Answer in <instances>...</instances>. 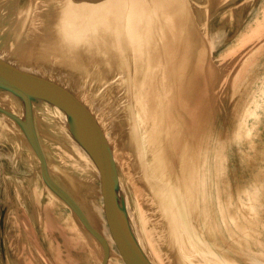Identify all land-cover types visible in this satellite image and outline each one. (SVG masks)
Masks as SVG:
<instances>
[{
    "label": "water",
    "instance_id": "obj_1",
    "mask_svg": "<svg viewBox=\"0 0 264 264\" xmlns=\"http://www.w3.org/2000/svg\"><path fill=\"white\" fill-rule=\"evenodd\" d=\"M89 1L0 0V52L4 55V57L0 55V193L5 194V199H1L0 196V210L2 209L0 223L6 217L8 222H12L17 228L23 223L25 232L21 238L17 231V239L28 240L30 243L40 239L45 246L49 243L54 244L67 255L73 253L70 249L72 240L80 241L88 235L97 245L95 246L97 256L95 257V252L93 264H155L135 236L126 210L127 204L124 205L121 200V195L124 194L125 197L124 187L127 188L126 177L130 176L142 208L145 207L152 214V218L159 221L155 200L143 180L138 177L139 172L137 171L138 174L134 172L131 163L133 151L128 136L129 132H137L138 121L133 109V74L129 66L133 56L128 47L125 44L122 46L119 40L120 36L125 34L124 27L120 26L117 31H111L115 37H111L110 44L113 53L118 57H113L110 65L101 60L96 61L94 67L98 70L97 73L103 69L102 64L116 71L115 76L109 78L112 79L111 83L107 81L108 79H98L86 73L84 79L81 76L77 81L81 87L69 86L66 77L73 76L74 73L71 72L73 70H69L66 64L60 63L57 59L56 49L59 43L54 38L58 36L61 38L60 29L71 20L79 23L77 26L80 38L77 44L86 51L91 49L94 36H100L104 32L94 24L91 25V19L85 10L89 6ZM101 1L92 0V3L97 5ZM128 1L120 0V11L121 6L123 9L126 8ZM135 1H142L146 8L155 4L150 14L156 16V28L150 33L148 62L139 82L142 83L144 96L152 107L155 102L154 88H157L159 83L161 85L164 83L166 88L171 90L165 105L164 119L167 122L169 117L172 120L176 115L182 128L178 134H175L173 127L170 128L172 132L170 137L172 135L174 140L171 141L169 152L173 160H176L178 149L185 139L202 140V156L207 173L205 192L207 194L211 188L219 187L221 191L219 190L218 195L221 200L223 198L226 201L231 196L224 198L222 194L220 176L224 167L218 160L224 158L220 148L227 133L215 128L218 119L211 117L212 111L208 103L206 107L201 105L199 108L193 129L188 131L186 125L190 106L189 74L193 75L199 64L201 75L205 74L201 76L203 83L207 85L202 86V91H206L204 94L209 93L213 87L209 83L210 80H219V77L214 75L215 70L216 74L218 69L220 73L223 72V68L220 70L218 67L221 64V61L217 62L219 54L229 48L234 43V39L223 47L220 53L213 52L217 36L214 35V38L209 36V40L207 39L208 14L203 9L199 20V13L194 5L197 2L194 0ZM234 8L230 5L226 10L219 11L221 22L224 18H228L230 25L234 24L236 20ZM27 10H29L28 18L20 37L16 39L13 34L14 28L18 25V19L26 14ZM63 12H68L67 14L73 18L64 20ZM216 15H218L217 9ZM73 30L75 29L71 31ZM262 37L264 39V35ZM40 39L44 41L40 43ZM21 45L34 48L38 53L41 52L42 56L37 61L46 64L50 70L41 72L17 64L14 57L18 46ZM79 71L83 72L84 69ZM249 75L245 79L247 80L245 87L242 88L245 89L244 92L240 95L238 92L235 97H233L234 93H231L230 98L225 101V108L228 103L231 106L227 110L230 111L229 121L236 118L231 116L235 102L244 98L246 103L253 95V91L256 93L255 89L264 79V67L258 71L252 69ZM111 84L115 86L114 90L117 89L116 94L111 91L112 88H109ZM9 99L16 102V109L10 105ZM38 101L52 104L69 117L76 129L69 132L70 140L88 155L94 166L80 149L70 148L59 142L56 138L57 129L52 120L38 108ZM105 104L114 110L115 118L118 120L115 125L118 126L117 131L110 125V120H107L110 116L103 113ZM213 132L215 136L211 152L215 161L211 166V163L208 164L206 149L211 142ZM223 132L226 136L222 141ZM199 133L200 135L203 133L202 136H199ZM113 135L117 136L121 144V160L116 151ZM45 145H48L49 157ZM60 167L63 170H60ZM213 173L218 175L217 184L214 182ZM69 175L81 181H88L89 185H87L92 190L82 197L77 196L75 189L67 181ZM207 198L209 202L208 195ZM88 200L99 208L112 244H109L96 226V221L91 217L85 205V201ZM58 206L66 211L70 221L56 215ZM209 207L211 210V205ZM247 210L250 211L244 209ZM211 213L207 219L211 229L210 235L219 243V247L203 249L198 245L200 242L194 239L191 243L199 246L198 252L193 253L191 257H184L182 254V264H264L262 229L258 228L250 217L247 221L251 228L255 229L254 232L241 237L240 242H236L230 236V231L233 230L232 221L229 219L219 221L212 211ZM69 222L72 225L71 231L66 230ZM80 226L86 233L79 232ZM154 238L158 240L156 236ZM251 240L254 241L253 245L260 248L249 246ZM155 245L162 259L160 264H173L160 242ZM3 246L4 244L1 243V247ZM15 250L18 251L17 246ZM28 254L27 251L21 253L23 261H31ZM251 255L256 256L253 262L249 261Z\"/></svg>",
    "mask_w": 264,
    "mask_h": 264
},
{
    "label": "bare ground",
    "instance_id": "obj_2",
    "mask_svg": "<svg viewBox=\"0 0 264 264\" xmlns=\"http://www.w3.org/2000/svg\"><path fill=\"white\" fill-rule=\"evenodd\" d=\"M91 3L92 0L89 1V6L85 9L91 19V25L94 24V26L104 32L100 36H94L91 41V49L86 51L85 48L78 46L80 38L78 33L80 31L78 32L77 25L79 23L71 20L66 26H63V29H60V32H62L61 38L59 36L54 38L59 43L56 49L58 52L57 59L60 63L66 64L69 70H75L73 76L66 77L69 86L81 87L77 81L81 79V76L84 79V74L86 73L98 79H108L107 81L111 83L112 79L110 80L109 78L115 76L116 71L110 70V67H104L102 64L103 69L97 73L98 70L94 67L96 66V61L101 60L103 63L110 65L111 59L118 57L113 53L110 44L111 37H115L111 31H117L120 26L124 27L125 34L121 35L119 40L122 46L125 44L128 47L133 56L129 66L133 74V109L138 121L137 132L132 130L138 134L129 132L128 136V142L132 146L133 151L131 163L134 172L137 174L139 172L138 177L143 180L155 200L160 217L159 221L157 222L153 219L152 215L148 219L147 210L145 207L142 208L141 201L137 196V190L130 176L126 177L127 188L124 187L125 197L120 192L121 200L124 205L125 203L127 204L126 210L135 236L151 261L155 264L162 263V259L158 254L159 250L155 245V243L160 242L162 249L164 247L173 264H182V254L184 257H191L193 253L198 252L199 246L193 245L191 243L192 240L199 241L198 245L207 250L219 247V243L210 235L211 229L207 221L210 215L208 216L205 203V179L207 173L204 169L202 156L203 142L196 138L185 139L182 146L178 149L176 160H173V163L170 161L169 163L165 162V157L169 154L171 147L170 142L174 140L172 135L170 137L172 133L170 128L173 127L175 129V134H178L182 128L181 122L176 115H174V118H178L179 122L174 123V118L170 120V117L167 122L164 119L166 117L165 105L171 90L166 88L164 83L162 85L159 83L157 88H154L155 102L152 107L144 96L142 83L139 82L141 76L143 77L144 75L146 63L148 62L147 56L149 54L147 49L150 33L156 28V16L150 14V11L154 10L155 4H152L150 8H146L142 1L129 0L126 8L123 9V6H121L120 11V0H102L97 5ZM67 13L63 12L64 20L73 18ZM28 14L29 10L18 19V25L13 31L16 39L22 33ZM71 14L75 15L74 13ZM72 29L75 30L71 31ZM43 41L40 39V43ZM69 41L72 43H69ZM0 55L4 57L2 52H0ZM41 56V52L38 53L34 48L30 49L21 45L18 46L14 60L17 64L30 70L49 71L50 68L46 67V64L37 61ZM82 68L84 71H79ZM64 82L66 83V81ZM114 87L111 84L109 88H112L111 91L116 94L117 89L114 90ZM9 103L16 109L14 100L9 99ZM236 104L238 109L240 100ZM37 106L48 119L52 120L54 127L58 131L56 138L59 142H63L70 148L80 149L69 138L71 136L69 132L76 130L69 117L48 102L38 101ZM157 115L158 117L155 119ZM148 117L155 120H148ZM153 121L158 122L156 131H154ZM202 134L200 135L199 133V136H202ZM42 144L44 145V142ZM167 145L168 153L163 150L164 147L166 149ZM45 151L49 157L48 145H45ZM80 151L91 161L85 152L81 149ZM49 163L51 162L49 161ZM172 168L175 171H171ZM59 169L63 170L61 167ZM68 177L67 181L73 186L77 196L82 197L85 192L89 191L88 181H81L71 175ZM92 204L91 206H93ZM91 208H96V211H99L95 204ZM98 213L102 216L100 211ZM231 217L233 218V216ZM235 225L241 227L242 224L235 219ZM99 231L107 238L109 244H112L109 233H103L100 229ZM154 235L158 240H155ZM190 260L193 261L192 259Z\"/></svg>",
    "mask_w": 264,
    "mask_h": 264
},
{
    "label": "rangeland",
    "instance_id": "obj_3",
    "mask_svg": "<svg viewBox=\"0 0 264 264\" xmlns=\"http://www.w3.org/2000/svg\"><path fill=\"white\" fill-rule=\"evenodd\" d=\"M194 1L197 2L194 5L196 11L199 13V20L202 17L203 9L208 14L209 33L208 35L206 34L207 39L209 40V36L213 38L214 35L217 36L216 46L213 52L215 51L217 53L218 51L220 53L222 48L234 39V43L229 48H226L223 53L219 54L217 62L221 61V64L218 67L220 70L223 68L224 73L221 72V75L218 69L217 75L214 69V75L215 77L218 76L219 80H210L209 83L213 87L209 93L204 94L206 91H202L203 87L207 85L203 83L202 77L205 74L202 73L201 75L199 64L194 74H189L190 106L188 123L186 125L187 130L193 129V125L196 124L194 123L195 115L198 114L201 105L206 107L208 103L212 111L210 112L211 117L218 119L215 128L224 130L227 133V136L224 132L223 134L221 133V140L226 136L224 141L222 140L224 144L220 148L224 158L218 160V162L219 164H223L224 167V171L220 176V185L223 188L222 194L224 198L229 195L231 198L229 197L226 201L222 198V201L218 195L219 190L221 191L219 187L216 189L211 188L207 191V194L205 192L208 216H211L212 211L219 221L222 219L232 221L233 219V230H227L230 231L231 238L236 240V242H240L241 237L254 232L253 230L255 229L253 227L251 228L247 221L249 217L251 221L257 224L258 228L262 229V236L264 237V82L260 83V86L255 89L256 93L253 92V95L248 98L246 103L244 98L239 99L240 106L238 109L235 102L231 113V116H236L235 121H229L230 111L227 110L231 108L230 103L226 106L227 108L224 106L225 101L230 98L231 93H234L233 97H235L238 92L239 95L244 92L245 89L242 90V88L247 83L245 79L252 69L258 71L264 67V39H262L264 35V0ZM230 5L235 7L236 20L233 25H230L228 18H224L221 22V18L219 17V11L226 10ZM216 9L218 15H216ZM71 72L74 73L73 71ZM103 113L110 116L107 120H110V125L114 129L116 128L115 131H117L118 126L115 125L118 123V120L115 118L114 110L105 104ZM157 117L158 115L155 119ZM147 119L155 120L149 117ZM175 122H179L178 118H174ZM153 123L155 126L154 131H156L158 122L153 121ZM214 136L215 134L213 132L211 142L208 143V148L206 149L208 151V153L206 152L208 164L210 165L211 163V166L215 161L211 152ZM113 137L118 157L121 160V144L117 136L113 135ZM170 146H172L171 142ZM163 150L168 153V145ZM169 154L166 155L165 162L169 163L170 161L173 163L172 155ZM171 171H175L174 168ZM217 177L218 175L213 173V179L216 184L219 181ZM91 190L89 189L88 192ZM207 195L210 198L209 202ZM0 196L1 199H5L4 193H0ZM98 201L100 202V199ZM85 202L90 214L96 221L97 227L103 233H108L107 226L104 223L103 217L98 213L99 211H96V208H91L94 207L93 202H91L93 206H91L89 200ZM209 205L212 207L211 210ZM244 209H250L251 215L249 210L244 211ZM57 210V216L70 221V216L66 214V211L62 207L60 208L58 206ZM1 211L2 209L0 210V214ZM147 215L149 219L152 214L147 211ZM235 219L242 224L241 227L235 225ZM71 229L72 225L69 222L66 230L71 231ZM79 230L80 233H86L82 227ZM17 231L22 238L25 232L23 223L17 228L15 224L8 222L7 217L0 223V264H93L94 254L96 252L95 246L97 247V245L88 235L82 238L84 240H72L73 243L70 249H72L73 253L67 255V253L62 252L54 244L49 243L45 246L40 239H36L32 243L21 238L17 239ZM253 242L251 240L249 246L260 248V246L253 245ZM1 243L4 244L3 247H1ZM16 246L18 247V251L15 250ZM25 251L29 253L27 256L31 257V261L22 260L21 253ZM65 255L67 256L65 257ZM262 255L264 256V253ZM96 256L97 252L95 254ZM255 257L251 255L249 261L253 262V260H256ZM262 259L264 260V258Z\"/></svg>",
    "mask_w": 264,
    "mask_h": 264
}]
</instances>
